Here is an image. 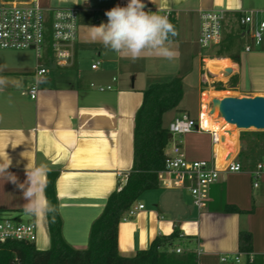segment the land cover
Wrapping results in <instances>:
<instances>
[{
  "label": "crops",
  "instance_id": "crops-1",
  "mask_svg": "<svg viewBox=\"0 0 264 264\" xmlns=\"http://www.w3.org/2000/svg\"><path fill=\"white\" fill-rule=\"evenodd\" d=\"M30 1L32 0H0V3ZM36 1L45 8L79 7V36L74 46V57L69 65L56 67L47 56L43 63L48 72L37 75L36 55L34 59L19 60L11 58L10 49L0 48V78L6 81L4 85H0V149L6 148L12 159L8 171L15 174L21 183L26 179L25 166L29 161L35 165L46 164L51 169L48 178L51 174H56L55 191L63 223V237L73 247L83 249L89 243L92 223L102 212L108 197L127 181L133 170L135 115L142 103L143 91L159 81L157 77L162 74L159 71L165 58L144 55L133 61L92 40L90 27L107 23L105 12L117 6L118 0ZM142 2L149 12L160 15L161 11H171L169 21L173 24L176 35L170 37V47L176 53L174 58L178 61L177 69H191L194 66L193 59L198 62L200 100L203 88L204 92L222 90H213L210 86L211 79L208 85L202 83V72L206 61L211 57L207 55L204 58V55H200L201 52L196 56L189 47L193 39L198 43L199 11L227 10L231 19L226 31L232 27L239 28L232 17L241 11L258 10L264 13V0ZM242 39L245 40V45H256L250 43L251 39H248L244 30ZM97 61H100V65L93 68L92 65ZM231 65H236L235 69L231 67L234 76L238 71V63L231 57L220 58L217 66L226 68ZM208 70L214 77L213 70ZM33 84L38 87L35 98L28 92ZM109 84L113 86L112 89L99 90V87ZM256 94H264V90H252L243 95ZM212 96L218 95L211 94L210 99ZM184 98L185 92L178 106L182 111L180 114L186 110L181 106ZM168 112L163 116L165 126V115ZM180 114L173 115L170 121ZM225 129L227 128L218 129L219 135H226L225 141L220 144H214L207 131L192 132L182 137L186 142L184 149L187 158L211 160L215 157L220 167L231 157L237 160L241 133L236 130L229 135L224 133ZM191 134L200 135V138ZM230 147L234 148V153L226 159ZM170 150L171 144H168L165 151ZM244 167L239 172L220 174L210 187L208 203L204 209L195 206L186 189L168 188L159 184L166 191L161 192L158 187L143 192L139 198H148L150 208L146 209L142 201L138 204L135 202L133 206L143 204L144 207L137 210L139 213L132 221V217H125L123 223L120 222V252L130 255L138 249L147 248L157 235L173 232L172 227H177V223L196 221L200 230L197 243L192 246V242L186 240L187 246L184 248V252L196 254V264H221L222 254L239 253L240 231L252 234L250 255L264 257V207L261 205L264 197L261 198V192V196L255 197L253 192L264 184V180L255 187L250 174L251 166ZM184 191L189 193V197L185 196ZM262 194L264 196V192ZM25 203L22 191L5 176H0V216L34 222L37 227L35 245L38 249H45L49 244L47 216L37 218L25 214ZM226 205L237 206L241 211H227ZM195 207L198 215L205 216L206 226L212 227L214 216L222 217V221L217 224L223 233L222 240H203L200 234L201 218L194 217ZM212 211L220 213L212 215ZM206 212H209L208 215H203ZM197 251H200L199 255Z\"/></svg>",
  "mask_w": 264,
  "mask_h": 264
},
{
  "label": "built area",
  "instance_id": "built-area-1",
  "mask_svg": "<svg viewBox=\"0 0 264 264\" xmlns=\"http://www.w3.org/2000/svg\"><path fill=\"white\" fill-rule=\"evenodd\" d=\"M129 0H118V5L126 6ZM145 11H148L144 8ZM79 7L55 6L45 8L36 0L30 2H1L0 3V48L3 49H33L37 59L36 74L43 75L48 72L43 60L49 56L56 67L69 65L74 57V46L79 36ZM160 15L170 19L171 11H161ZM198 44L200 48L215 47L219 45L227 30L231 17L225 9H210L199 11ZM238 27L249 35L256 45L264 41V18L261 11H241L232 17ZM251 45L246 44L245 50L250 51ZM204 58L207 55L203 56ZM205 61V59H204ZM100 61L92 67L97 68ZM226 67L225 69H227ZM234 74L232 69L231 76ZM212 78L206 66L202 72V83L208 85ZM212 83V82H211ZM112 85L99 87L100 91L112 89ZM202 89L200 110L198 118L192 117L188 112H183L173 118L168 125L172 135L171 150L166 152L164 167L159 171V184L168 188H181L189 191L193 203L199 209L207 206L210 187L219 178L222 172H239L244 165L231 157L227 163L220 167L215 159L190 160L187 158L182 137L192 132L207 131L212 136L214 144L223 142L218 130L208 129L203 125ZM30 96H37L38 87L33 84L28 90ZM210 113V102L208 103ZM223 119V118H221ZM253 185L258 187L264 180V161H259L250 169ZM120 187L119 189H121ZM140 204L132 206L125 217H132L137 210L143 208ZM124 217V219H125ZM37 227L34 222H25L16 218L0 216V247L9 241L35 242ZM177 253L184 252V248L177 247ZM197 255L200 251L196 252ZM242 253H225L220 257L221 264H239ZM252 259V256L250 255Z\"/></svg>",
  "mask_w": 264,
  "mask_h": 264
},
{
  "label": "trees",
  "instance_id": "trees-1",
  "mask_svg": "<svg viewBox=\"0 0 264 264\" xmlns=\"http://www.w3.org/2000/svg\"><path fill=\"white\" fill-rule=\"evenodd\" d=\"M241 36L239 28H230L210 57H231L237 62ZM236 81L234 75L229 82L235 86ZM218 83L220 86L217 89H222V82ZM183 96V78L179 75L167 82L152 83L143 91V100L135 117L133 170L125 185L110 194L102 212L92 223L86 248H75L63 237L55 191L56 174H51L46 196L56 207V212L47 215L50 248L38 249L35 242L9 241L0 247V264H196L197 257L193 252L169 251L168 248L180 236L178 228L169 234L157 235L147 248L138 249L130 255H124L119 250V224L125 214L143 192L159 187V171L164 167L165 150L172 138L163 123V116L178 108ZM226 210L241 211L234 205H226ZM251 252L252 234L240 231L239 253L247 255L245 264H264L262 255H254L251 259Z\"/></svg>",
  "mask_w": 264,
  "mask_h": 264
},
{
  "label": "rangeland",
  "instance_id": "rangeland-1",
  "mask_svg": "<svg viewBox=\"0 0 264 264\" xmlns=\"http://www.w3.org/2000/svg\"><path fill=\"white\" fill-rule=\"evenodd\" d=\"M261 17L264 18V13H261ZM247 36L249 39L250 36L249 35ZM192 38H194V35L192 36ZM193 40H192L193 42H191L189 46L191 49V53L195 54L196 56L200 52H201L200 55H208V56L214 55L216 46L207 47V48L202 49L199 47L195 39ZM250 43H254V41L251 39ZM10 50H11V58H14V59H19V60L20 59H34L35 57L34 56L35 51L30 48L22 49V50H18V49H10ZM23 53H27L28 55L27 56L22 55ZM193 62H194L193 68L191 69L182 68L181 70V69H177V66H178L177 59L175 58H173L172 60L165 59V61L161 64L160 71H159L162 74L159 75V77H157L158 78L157 80H159L158 82H167L173 79V77L177 75L182 76L185 98L181 106L186 108L185 112H188V113L190 112V115L192 117L198 118V114L200 110V101H201L199 99V91H198V83H199L200 75L197 70L198 62L195 61L194 59H193ZM237 63H238V71L236 74L237 81L236 83H234L235 86H233L232 84L233 82L231 83L229 82L231 79V77H229L231 73L229 74L224 73L223 77L225 78V80L218 79L212 76L211 78L212 83L210 84V86L213 88V90H222V91L226 90L227 91V93H225L226 95H233V96H244L243 94L245 92H249V91L257 90V89L264 90V41L260 45H254V47H252V50L246 51L245 50V40L242 39L240 57ZM218 82H222V85H221L223 87L222 89H217L220 86ZM178 108H175L169 111L165 115L166 127H168L170 118L173 117V115L177 113L180 114V112H182ZM238 133H241V135L239 138V150L240 151H239V154L237 155V160H239L244 166H247L248 168L250 166H251L250 168H254L259 161H264V131L248 130V131H240ZM191 135L193 137L197 136L198 138H200V135H197V134H191ZM207 143L208 141L206 142V144ZM183 146H186V142L184 140H183ZM233 149L234 148L230 147L228 150H233ZM158 190L161 192L166 191V189L162 187L161 188L159 187ZM253 192H254L255 197L257 196L259 197L262 195L261 198H263L264 196L262 193L264 192V184H262L259 188L254 189ZM259 192H261V195H259ZM184 194L185 196H188V197L190 195L187 191H184ZM148 200H149L148 198L147 199L138 198V200L136 201V204L142 201L143 204L146 206V209H148L150 208ZM219 204L221 205L222 203L220 202ZM261 205L262 207H264L263 200H262ZM195 211H196V214L194 215L195 219L199 217L201 218L202 231L200 234H202L203 240L204 241L207 240L209 242H215L216 240H222L223 233L221 232L220 226L217 225L220 223V221H222V217L220 215L214 216V220H212L213 225L212 227H209V226H206V220L203 218L205 216L202 217V214L201 216L198 215V210L196 207H195ZM138 213L132 216L131 221L133 220L134 217L138 215ZM208 213L209 212L203 213V215H208ZM211 213H213L212 215H215L220 212L212 211ZM156 219L158 220L157 217ZM122 223L123 221H121V224ZM172 228L173 230L175 228H178L180 230V236L175 240L174 244L168 248L169 251H174L177 247L185 248V246H187L186 240H190V242H192L191 243L192 246H194L197 243V236L199 235L198 233L200 232V230L198 229V224L196 221H193V222L190 221L184 224L177 223V227H172ZM46 230L49 236V244L46 248H50L51 234H50V229H49L48 218H47V223H46ZM189 248L191 247L189 246ZM246 259H247V256L242 255L241 256L242 261L240 262V264H245Z\"/></svg>",
  "mask_w": 264,
  "mask_h": 264
},
{
  "label": "clouds",
  "instance_id": "clouds-1",
  "mask_svg": "<svg viewBox=\"0 0 264 264\" xmlns=\"http://www.w3.org/2000/svg\"><path fill=\"white\" fill-rule=\"evenodd\" d=\"M144 8L142 0H129L126 6L117 5L106 11L107 23L90 27L92 40L133 61L144 55L172 60L176 55L170 47V37L176 35L173 24L167 16L145 11ZM5 83V79L0 78V85ZM21 155L24 156L23 153ZM11 165L12 159L6 148L0 149V176H5L22 191L26 201L25 214L37 218L54 214L56 207L46 196L51 169L46 164L35 165L29 161L25 166L26 179L21 183L15 174L8 171Z\"/></svg>",
  "mask_w": 264,
  "mask_h": 264
},
{
  "label": "water",
  "instance_id": "water-1",
  "mask_svg": "<svg viewBox=\"0 0 264 264\" xmlns=\"http://www.w3.org/2000/svg\"><path fill=\"white\" fill-rule=\"evenodd\" d=\"M231 72L232 68L230 67L225 71L226 74ZM216 110L219 112L217 117L224 120L222 125L228 126L224 133L231 135L236 130L238 132L248 130L264 131V94L213 97L210 101V113L213 114ZM225 139L226 135L224 134L222 140L225 141ZM233 153V150H229L225 158L229 159ZM125 183L126 180L121 187Z\"/></svg>",
  "mask_w": 264,
  "mask_h": 264
},
{
  "label": "bare ground",
  "instance_id": "bare-ground-1",
  "mask_svg": "<svg viewBox=\"0 0 264 264\" xmlns=\"http://www.w3.org/2000/svg\"><path fill=\"white\" fill-rule=\"evenodd\" d=\"M220 62V58H211V59H208L206 61V66L213 70V73H214V77L215 78H218V79H222V80H225V78L223 77V74L225 73L226 69L225 67H221L219 68L217 65L218 63ZM233 67V69L236 68V65H231L230 68ZM234 71V70H233ZM227 93V91H206L203 93V125L205 127H207L208 129H214V130H218V129H221V128H228L227 125H222L224 124V120H222L221 118L217 117V113L218 110H216L213 114L209 115L208 114V104L207 102L213 98V96L211 97L210 99V95L211 94H218L220 96H214V97H223V95ZM226 95V94H225ZM209 101V102H210ZM222 125V126H221ZM219 132V131H218ZM220 144V142H218Z\"/></svg>",
  "mask_w": 264,
  "mask_h": 264
}]
</instances>
